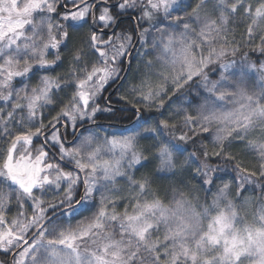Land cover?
<instances>
[{
    "label": "snow or ice",
    "instance_id": "snow-or-ice-1",
    "mask_svg": "<svg viewBox=\"0 0 264 264\" xmlns=\"http://www.w3.org/2000/svg\"><path fill=\"white\" fill-rule=\"evenodd\" d=\"M0 257L264 264V0H0Z\"/></svg>",
    "mask_w": 264,
    "mask_h": 264
},
{
    "label": "trees",
    "instance_id": "trees-1",
    "mask_svg": "<svg viewBox=\"0 0 264 264\" xmlns=\"http://www.w3.org/2000/svg\"><path fill=\"white\" fill-rule=\"evenodd\" d=\"M238 31H242V29L238 30ZM239 158L242 159L245 164H248L249 166H251V161L248 158H245L243 155H240L238 152ZM0 259H3V257H0Z\"/></svg>",
    "mask_w": 264,
    "mask_h": 264
},
{
    "label": "rangeland",
    "instance_id": "rangeland-1",
    "mask_svg": "<svg viewBox=\"0 0 264 264\" xmlns=\"http://www.w3.org/2000/svg\"><path fill=\"white\" fill-rule=\"evenodd\" d=\"M245 157V156H244ZM245 158H248V157H245ZM249 159V158H248Z\"/></svg>",
    "mask_w": 264,
    "mask_h": 264
}]
</instances>
